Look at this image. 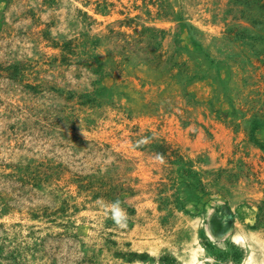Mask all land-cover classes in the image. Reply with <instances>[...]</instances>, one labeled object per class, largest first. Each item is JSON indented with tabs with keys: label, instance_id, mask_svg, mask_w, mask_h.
<instances>
[{
	"label": "rangeland",
	"instance_id": "rangeland-1",
	"mask_svg": "<svg viewBox=\"0 0 264 264\" xmlns=\"http://www.w3.org/2000/svg\"><path fill=\"white\" fill-rule=\"evenodd\" d=\"M0 264H264V0H0Z\"/></svg>",
	"mask_w": 264,
	"mask_h": 264
},
{
	"label": "bare ground",
	"instance_id": "bare-ground-1",
	"mask_svg": "<svg viewBox=\"0 0 264 264\" xmlns=\"http://www.w3.org/2000/svg\"><path fill=\"white\" fill-rule=\"evenodd\" d=\"M231 229V228H230ZM197 250H200V247L198 246L197 247ZM195 253V252H194ZM192 254H193V252H192ZM255 253L252 251V253H251V261H254V262H256V255H254ZM256 258V259H255Z\"/></svg>",
	"mask_w": 264,
	"mask_h": 264
}]
</instances>
